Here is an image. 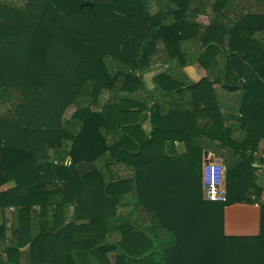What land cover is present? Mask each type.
Returning <instances> with one entry per match:
<instances>
[{"label": "trees", "instance_id": "16d2710c", "mask_svg": "<svg viewBox=\"0 0 264 264\" xmlns=\"http://www.w3.org/2000/svg\"><path fill=\"white\" fill-rule=\"evenodd\" d=\"M198 1L0 0V264H264V0H215L208 24ZM216 83L243 92L238 124ZM235 203L262 206L258 237L225 234Z\"/></svg>", "mask_w": 264, "mask_h": 264}, {"label": "crops", "instance_id": "0c3cea01", "mask_svg": "<svg viewBox=\"0 0 264 264\" xmlns=\"http://www.w3.org/2000/svg\"><path fill=\"white\" fill-rule=\"evenodd\" d=\"M200 17H197V21L202 22ZM210 20V19H209ZM193 51L198 50L197 47L192 48ZM159 65V64H158ZM157 67V65H153ZM165 68L169 67V64L164 65ZM183 72L188 77V79L192 82H199L203 78L208 75V70L202 66L199 62H193L185 66ZM154 72H150L145 75V80L148 88H153V76ZM216 96L218 99V103L222 112V118L224 125L226 127L233 126V124L237 123V118L240 116V106L243 101V92L238 90L236 92L227 91L222 84L216 83L214 85ZM181 98H177L179 100ZM171 99L168 98L165 100V103H171ZM180 101V100H179ZM164 102V101H163ZM143 129L145 132H150L152 129L151 118L148 117L143 122ZM264 147V141L261 144V148ZM174 149L177 154H183L186 152L185 143L182 141H176L174 143ZM219 158L222 160L223 158L216 156L212 151L205 150L203 151V167L206 163V159L211 158ZM202 167V171H203ZM10 187L13 186V183H9ZM8 184V185H9ZM2 190V189H0ZM261 200L264 201V193L261 196ZM73 208L71 207L69 210V215L67 222H69L72 218ZM262 228V206L259 203H235L226 207L224 212V232L229 237H258L261 234Z\"/></svg>", "mask_w": 264, "mask_h": 264}, {"label": "built area", "instance_id": "2783aa9c", "mask_svg": "<svg viewBox=\"0 0 264 264\" xmlns=\"http://www.w3.org/2000/svg\"><path fill=\"white\" fill-rule=\"evenodd\" d=\"M226 166L209 161L203 167V197L206 201H225L227 197Z\"/></svg>", "mask_w": 264, "mask_h": 264}, {"label": "rangeland", "instance_id": "374dc122", "mask_svg": "<svg viewBox=\"0 0 264 264\" xmlns=\"http://www.w3.org/2000/svg\"><path fill=\"white\" fill-rule=\"evenodd\" d=\"M214 1L215 0H200L198 2H196L194 5H193V9H199V10H204L203 13L199 16H202L200 17V20L201 21H204L205 23H208L209 22V19L211 18L212 16V13H213V4H214ZM238 4H239V7L242 9L245 2L243 0H237ZM248 6L250 7H253V9H257V4L255 3L254 0H252L250 2V4L248 3L247 4ZM153 11H156L157 8L152 4V8H151ZM105 94L103 96V98H105ZM75 106H70L66 111H65V114H64V118L67 120L71 117V115L74 113L75 111ZM261 177L264 176V171L260 174ZM10 188V184L8 185H5L4 187H2L1 189H8ZM111 259L113 260V257L111 256Z\"/></svg>", "mask_w": 264, "mask_h": 264}, {"label": "water", "instance_id": "95a60500", "mask_svg": "<svg viewBox=\"0 0 264 264\" xmlns=\"http://www.w3.org/2000/svg\"><path fill=\"white\" fill-rule=\"evenodd\" d=\"M209 161H214V162H222V160H221V159H219V158H214V156H211V158H209V159H206V162H209Z\"/></svg>", "mask_w": 264, "mask_h": 264}]
</instances>
